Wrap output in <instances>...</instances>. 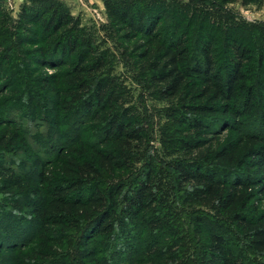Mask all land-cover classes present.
Listing matches in <instances>:
<instances>
[{"label":"trees","instance_id":"trees-1","mask_svg":"<svg viewBox=\"0 0 264 264\" xmlns=\"http://www.w3.org/2000/svg\"><path fill=\"white\" fill-rule=\"evenodd\" d=\"M103 4L99 39L65 0L14 21L0 1V77L20 72L0 83L1 247L26 248L20 264H264V29L199 10L192 36L179 0ZM169 12L184 29L159 27ZM131 83L164 103L158 147ZM25 97L28 130L8 112Z\"/></svg>","mask_w":264,"mask_h":264},{"label":"rangeland","instance_id":"rangeland-1","mask_svg":"<svg viewBox=\"0 0 264 264\" xmlns=\"http://www.w3.org/2000/svg\"><path fill=\"white\" fill-rule=\"evenodd\" d=\"M2 3V6L4 8V14H7L11 21L17 20V15L20 11V6L24 2H28L29 0H0ZM166 1V0H165ZM179 2H182L183 4H189L191 6L197 7L196 13H195V19H194V26H191L189 30V35L192 36L195 34L196 31V24L200 20L201 13L199 10L209 11V21H217L221 17V21L227 22H233L234 21H244L250 25L259 26L262 29H264V7L258 6L252 3H244L242 0H236L234 2L230 3H222L220 0H179ZM65 4L69 8L71 15L74 17H77L80 22V26H83L86 28V31L91 32V34L94 35L95 38L103 39L104 37H107L106 34L109 33V27H108V20L105 13V7L103 4V0H65ZM192 11H189V13ZM195 12V11H194ZM174 14L171 12L167 13L165 17L162 19L159 27L166 28L169 24L171 25L173 20H176L180 26L181 29L185 28L184 18L182 19L181 16L176 18ZM207 27V26H206ZM180 29V30H181ZM111 40L110 38H108ZM109 42V41H108ZM34 45L28 44L25 45L23 48H33ZM15 53L18 52V49H14ZM126 58H118L116 62L117 71L121 72L125 78L127 77V70L124 69V66L128 63L125 61ZM18 72L17 68H13L9 64L4 65L1 76L0 77V83H4L5 80H8L13 86L18 82V78L20 76V72ZM127 83L130 81L128 78L126 79ZM131 87L135 88V102L139 105L140 99L137 100V94L139 92V96L141 100L143 101V105L140 107L142 110H146L147 114H153L154 113V124L151 125V122L148 123V127L151 128L152 136L154 137V141L152 143L154 147H158V142H156L157 134H158V128L160 127L159 124V117L156 114L155 110H162L164 103L162 102H155L154 100L150 99L148 97V94L144 91L139 89L135 86V83H131ZM11 88V86L9 87ZM9 93V90L3 92L0 94V97L7 96ZM38 100L35 99L34 101L30 102L29 98H24L20 102L19 105L13 108H8V110H17V111H8L12 114V117L14 118V121L18 123V125L25 129H31L32 125L25 120L22 113L24 110H30V107L34 104H38ZM7 106H9L7 104ZM21 110V111H20ZM41 110V109H39ZM264 201V199H263ZM261 209L264 208V202H262V205L260 206ZM1 232V231H0ZM32 245V243H31ZM30 245V246H31ZM0 245V259H3V264H20L22 259L20 260L21 254L26 250L25 249H10L9 246L1 247ZM31 251V250H30ZM25 254V253H24ZM98 256V255H96ZM30 257H35L30 256ZM116 258V257H115ZM79 255L78 254H72L71 258L69 259L68 264H79ZM85 264H91V259L89 257L84 258ZM1 264V263H0Z\"/></svg>","mask_w":264,"mask_h":264}]
</instances>
